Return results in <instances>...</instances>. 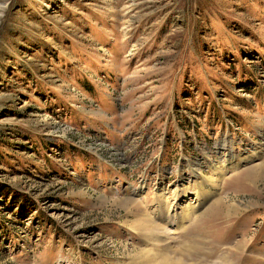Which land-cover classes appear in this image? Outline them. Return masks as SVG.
Wrapping results in <instances>:
<instances>
[{
    "label": "rangeland",
    "instance_id": "374dc122",
    "mask_svg": "<svg viewBox=\"0 0 264 264\" xmlns=\"http://www.w3.org/2000/svg\"><path fill=\"white\" fill-rule=\"evenodd\" d=\"M145 247L264 264V0H0V264Z\"/></svg>",
    "mask_w": 264,
    "mask_h": 264
},
{
    "label": "bare ground",
    "instance_id": "6f19581e",
    "mask_svg": "<svg viewBox=\"0 0 264 264\" xmlns=\"http://www.w3.org/2000/svg\"><path fill=\"white\" fill-rule=\"evenodd\" d=\"M215 173L219 175L220 171L216 170ZM206 181H208V180H206ZM209 181L213 182V180L211 178ZM164 199H166V198H164ZM164 199L163 200L160 199V200H162V202H165ZM161 209H162V206H161ZM186 210H188V209H186ZM184 213H185V217H186L187 211L184 210L183 214ZM153 214H155V216L158 215V217L156 216L157 218L155 219V216H151V213L147 215L146 212L141 214L137 219H134L131 222V224H130L131 229L133 231H140L142 233V235L145 237V239L147 240V242L149 243V245H156L159 243L162 244L165 241V238H164L165 235L168 233L167 232L168 228H167L166 223H169L168 225H170L171 222L173 221V218L169 214L168 210H153ZM154 252H155L154 248H152V247L141 248L140 253L139 254L137 253L139 258L142 261V262H140V264L141 263L152 264V262L156 259V256H154V254H155ZM142 258H143V260H142ZM178 262L181 263L180 260H178ZM164 264H175V263H172L169 259L165 258Z\"/></svg>",
    "mask_w": 264,
    "mask_h": 264
}]
</instances>
